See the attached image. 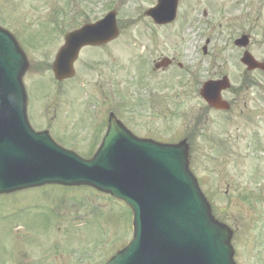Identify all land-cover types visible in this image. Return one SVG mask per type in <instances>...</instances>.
Here are the masks:
<instances>
[{"label": "rangeland", "instance_id": "rangeland-1", "mask_svg": "<svg viewBox=\"0 0 264 264\" xmlns=\"http://www.w3.org/2000/svg\"><path fill=\"white\" fill-rule=\"evenodd\" d=\"M110 1L0 0V9L5 10L1 11L0 21L16 33L31 66L24 80L31 125L36 129H47L57 142L78 154L89 155L95 137L91 135V129H87L88 124L93 121L94 114L96 121L104 119V112L96 113L93 109L94 98L105 104L104 110L120 103L119 114L128 125L141 134L154 135L165 142H178L187 126L193 124L196 117L203 116L201 127L204 124L206 134L190 151V166L201 181L212 207L213 204L219 206L226 215L223 218L238 226L236 256L239 263L257 264L256 252L249 255L242 241L247 235L246 242L252 243L251 239L255 240L261 231L264 168L258 169L257 163L253 164L250 153H246L250 157L241 154L242 158L238 152L213 153V112H206V105L196 100L202 82L213 77V65L210 64L213 16H202L203 3L213 7V0H182L184 12L181 11L180 21L168 28H157L154 32L156 40L150 36L151 25L140 19H122L118 24L119 38L100 48H84L75 62L74 79L64 84L56 83L51 64L63 43L64 32L76 24L78 27L86 20L99 17ZM133 1H129L131 5L124 12L132 14L131 18H140L147 4L133 14ZM143 1L136 0V6ZM260 7L264 12V2ZM59 14L61 17L58 18ZM71 17L77 18L76 22L73 23ZM201 17L200 29L202 33L207 31L196 40L194 31ZM149 19L146 18L150 23ZM55 22L58 23L57 31L53 29ZM23 24L30 30L22 28ZM208 37L210 43L207 56H204L202 47ZM252 51L257 57L264 56L263 35L254 39ZM147 54L157 59L178 58L199 73L189 81L175 63L169 71H157L152 77L153 87L165 97L161 107L148 95L145 99L138 97L126 103L123 99L132 98L137 89L140 92L144 87L139 77L145 79L144 70L149 69ZM248 76L264 81L253 72ZM167 77L171 78L169 85L165 84ZM252 88L248 92L250 96H258L259 87ZM156 101L161 104L162 98L156 96ZM238 150L244 152L243 147ZM251 191L256 192L257 198L249 204L247 200L252 197ZM238 192H241L240 196ZM257 215H261L260 222L256 220ZM131 222V212L123 202L87 185L45 184L0 194V264H104L132 237ZM249 222L247 230L245 223ZM252 224L259 227L253 238Z\"/></svg>", "mask_w": 264, "mask_h": 264}, {"label": "water", "instance_id": "water-1", "mask_svg": "<svg viewBox=\"0 0 264 264\" xmlns=\"http://www.w3.org/2000/svg\"><path fill=\"white\" fill-rule=\"evenodd\" d=\"M99 28L85 26L68 36L53 65L57 78L74 73L82 45L116 34L115 28L94 34ZM25 66L16 41L0 28V192L47 182L89 183L126 200L135 212V238L107 264H233L229 233L213 221L183 145L137 141L112 123L99 153L84 160L30 128L21 83ZM202 94L213 103V85L206 84Z\"/></svg>", "mask_w": 264, "mask_h": 264}, {"label": "flooded vegetation", "instance_id": "flooded-vegetation-1", "mask_svg": "<svg viewBox=\"0 0 264 264\" xmlns=\"http://www.w3.org/2000/svg\"><path fill=\"white\" fill-rule=\"evenodd\" d=\"M263 2L264 0H213L211 58L213 81L218 85V89L213 88V96H219L220 105L213 106V109L206 105V112H213V153H240L238 149L243 147L244 151L252 154L251 159L258 166L264 164V155L260 156L264 154V81L251 79L248 75L253 72L264 78V72L259 69L249 70L242 63V56L246 51L253 53L252 46L257 35L264 36V12L260 7ZM245 36L248 37L247 44L237 43L238 39ZM256 58L264 62V56ZM172 60L174 64L175 58ZM177 64L180 68L186 67L180 62ZM187 68L192 73L191 79L196 78L199 71ZM253 86L259 87L258 96H250L248 93ZM196 100L203 102L200 96ZM201 121L198 116L193 124L186 125L188 128L184 139L189 148L193 146L190 150L198 139L205 137V128L204 124L201 127ZM218 125L220 128H215ZM261 158L263 161L259 162ZM220 216L223 218L226 215L220 212ZM224 219L229 224L232 223L227 218ZM258 255L257 263L264 264V241Z\"/></svg>", "mask_w": 264, "mask_h": 264}]
</instances>
